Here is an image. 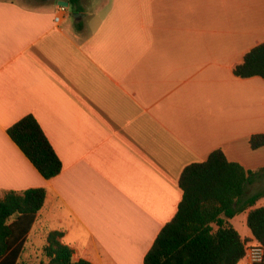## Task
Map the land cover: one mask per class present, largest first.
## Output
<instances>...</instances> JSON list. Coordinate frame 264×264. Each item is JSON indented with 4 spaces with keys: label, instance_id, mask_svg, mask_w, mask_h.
I'll list each match as a JSON object with an SVG mask.
<instances>
[{
    "label": "crops",
    "instance_id": "0c3cea01",
    "mask_svg": "<svg viewBox=\"0 0 264 264\" xmlns=\"http://www.w3.org/2000/svg\"><path fill=\"white\" fill-rule=\"evenodd\" d=\"M79 4L74 17L58 1H0V198L46 191L25 250L57 231L74 261L143 264L177 212L185 167L218 149L264 167V148L249 146L264 134V81L233 74L264 42V0ZM27 115L61 161L52 179L7 135ZM246 219L230 223L247 247L257 242Z\"/></svg>",
    "mask_w": 264,
    "mask_h": 264
},
{
    "label": "trees",
    "instance_id": "16d2710c",
    "mask_svg": "<svg viewBox=\"0 0 264 264\" xmlns=\"http://www.w3.org/2000/svg\"><path fill=\"white\" fill-rule=\"evenodd\" d=\"M37 1H66L72 13L81 11L79 0ZM233 74L264 81V42L243 56ZM6 132L44 179L59 175L61 161L32 115L21 118ZM249 146L253 151L264 148V134L251 136ZM256 183H264V167L246 170L229 162L220 149L212 151L205 161L185 167L178 180L182 198L177 212L157 235L143 264H238L246 256V241L230 220L245 212L247 227L264 248V206H255L264 191L246 194ZM45 196L44 189H28L8 191L0 198V264H22L26 235ZM61 236L57 231L47 234L38 264H90L82 259L74 261L72 250L60 242Z\"/></svg>",
    "mask_w": 264,
    "mask_h": 264
},
{
    "label": "built area",
    "instance_id": "2783aa9c",
    "mask_svg": "<svg viewBox=\"0 0 264 264\" xmlns=\"http://www.w3.org/2000/svg\"><path fill=\"white\" fill-rule=\"evenodd\" d=\"M59 10L63 11L64 7L60 6ZM245 258L249 264H263L264 248L258 244L247 246Z\"/></svg>",
    "mask_w": 264,
    "mask_h": 264
},
{
    "label": "rangeland",
    "instance_id": "374dc122",
    "mask_svg": "<svg viewBox=\"0 0 264 264\" xmlns=\"http://www.w3.org/2000/svg\"><path fill=\"white\" fill-rule=\"evenodd\" d=\"M258 191H264V183L263 184H258V185H254V186H251L250 188H248L246 194L249 195L253 192H258ZM260 202L261 203H264V197L260 199ZM241 215V214H240ZM40 252V253H39ZM24 255H26V259H31L33 257V255H36V257H38V255H41L42 256V249L39 250H36L35 252H32L30 249L28 250H25V253ZM25 262V261H23ZM22 262V264H23ZM38 260L35 262V264H38Z\"/></svg>",
    "mask_w": 264,
    "mask_h": 264
},
{
    "label": "water",
    "instance_id": "95a60500",
    "mask_svg": "<svg viewBox=\"0 0 264 264\" xmlns=\"http://www.w3.org/2000/svg\"><path fill=\"white\" fill-rule=\"evenodd\" d=\"M58 5L62 6L64 8H68V6H69V4L66 1H58ZM79 15H80L79 13H74L73 14L74 17H77Z\"/></svg>",
    "mask_w": 264,
    "mask_h": 264
}]
</instances>
